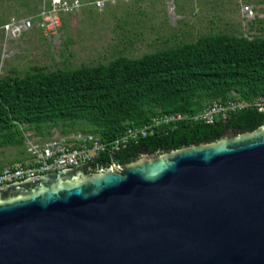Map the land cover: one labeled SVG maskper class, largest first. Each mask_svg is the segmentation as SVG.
<instances>
[{
  "label": "water",
  "instance_id": "1",
  "mask_svg": "<svg viewBox=\"0 0 264 264\" xmlns=\"http://www.w3.org/2000/svg\"><path fill=\"white\" fill-rule=\"evenodd\" d=\"M258 113L248 133L1 185L0 264H264Z\"/></svg>",
  "mask_w": 264,
  "mask_h": 264
},
{
  "label": "trees",
  "instance_id": "2",
  "mask_svg": "<svg viewBox=\"0 0 264 264\" xmlns=\"http://www.w3.org/2000/svg\"><path fill=\"white\" fill-rule=\"evenodd\" d=\"M172 36L183 40L171 34L165 43ZM260 98L264 37L209 34L136 59L118 56L76 69L33 66L22 76L0 77V150L20 148L25 131L33 130L39 138L52 131L62 138L74 132L106 144L155 118H188L214 104L246 105L211 125L185 119L157 126L149 136L113 152L117 164H127L142 150L154 154L215 142L225 128L251 132L263 121L262 107L254 105ZM111 156L105 150L86 167L104 170ZM25 158L20 151L12 164Z\"/></svg>",
  "mask_w": 264,
  "mask_h": 264
},
{
  "label": "rangeland",
  "instance_id": "3",
  "mask_svg": "<svg viewBox=\"0 0 264 264\" xmlns=\"http://www.w3.org/2000/svg\"><path fill=\"white\" fill-rule=\"evenodd\" d=\"M77 1L81 8L59 14L58 28L46 33L35 17L50 8V0H0V77L22 76L33 66L76 69L106 64L118 56L136 59L209 34L264 37V0H104L102 8L93 5L98 0ZM86 2L92 4H86L84 10L82 4ZM245 5L248 8L242 9ZM27 19H31L27 31L5 36L1 29L9 20L18 23ZM188 29L189 36H183V40L172 36L165 43L171 34L182 36ZM70 135L62 138L52 131L39 138L35 131H25L20 148L0 150V164L3 168L7 162L12 164L20 151L25 155L28 145L66 141Z\"/></svg>",
  "mask_w": 264,
  "mask_h": 264
},
{
  "label": "built area",
  "instance_id": "4",
  "mask_svg": "<svg viewBox=\"0 0 264 264\" xmlns=\"http://www.w3.org/2000/svg\"><path fill=\"white\" fill-rule=\"evenodd\" d=\"M50 3V8L42 9L35 17L40 21L39 28L46 33H51L58 28L59 14H69L81 8V4L77 0H50ZM93 5L96 8H102L104 7V2H94ZM30 21L31 19H27L17 23L14 20H9L1 29L5 36L8 34L13 35L16 32L18 34L20 31H27L31 28ZM254 105L264 107V98L257 100ZM245 106L242 102H229L224 106L215 104L208 106L202 113L188 118L180 115L155 118L140 129H128L120 138L106 144L88 135L84 138L71 137L66 141L54 140L43 146L28 145L25 149V160L14 163L0 171V186L76 166L86 167V164L96 158L98 154L106 150L113 155V152L118 149L149 136L157 126H164L185 119L192 123L200 122L204 125H211L216 120L225 121L231 113ZM111 165L113 169L117 168L116 164L111 163Z\"/></svg>",
  "mask_w": 264,
  "mask_h": 264
},
{
  "label": "crops",
  "instance_id": "5",
  "mask_svg": "<svg viewBox=\"0 0 264 264\" xmlns=\"http://www.w3.org/2000/svg\"><path fill=\"white\" fill-rule=\"evenodd\" d=\"M100 1H104V0L93 1L92 3H94V2H100ZM112 1H113V0H112ZM104 2H105V1H104ZM92 3H88V2H86V3L82 4V5H83V8H82V9L86 10V8H85V7L87 6L86 4H92ZM247 6H248V5L243 6L242 9H243V8H248ZM249 7H250V6H249ZM82 9H81V10H82ZM85 12H87V11H85ZM184 29H186V28H184ZM173 35L180 36V34H173ZM181 35L184 36V37L189 36V29H188V30H184V31H182V34H181ZM156 36L159 37L158 35H156ZM156 36H155V37H156ZM184 37H183V38H184Z\"/></svg>",
  "mask_w": 264,
  "mask_h": 264
},
{
  "label": "flooded vegetation",
  "instance_id": "6",
  "mask_svg": "<svg viewBox=\"0 0 264 264\" xmlns=\"http://www.w3.org/2000/svg\"><path fill=\"white\" fill-rule=\"evenodd\" d=\"M225 130H229V131H231V133H232L233 135H236L237 133H240V131H239L238 129L225 128ZM141 152H143V150L140 151V153L138 154V156L136 157V159L140 158ZM147 153H148V152H147ZM117 159H118V158H117ZM118 161H119V160H118ZM95 171H97V170H94V168L86 167V172H95Z\"/></svg>",
  "mask_w": 264,
  "mask_h": 264
}]
</instances>
